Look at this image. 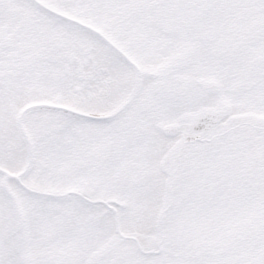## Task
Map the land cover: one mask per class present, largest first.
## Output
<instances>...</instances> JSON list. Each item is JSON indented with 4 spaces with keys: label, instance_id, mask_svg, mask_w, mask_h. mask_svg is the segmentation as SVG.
Returning a JSON list of instances; mask_svg holds the SVG:
<instances>
[{
    "label": "snow or ice",
    "instance_id": "snow-or-ice-1",
    "mask_svg": "<svg viewBox=\"0 0 264 264\" xmlns=\"http://www.w3.org/2000/svg\"><path fill=\"white\" fill-rule=\"evenodd\" d=\"M0 264H264V0H0Z\"/></svg>",
    "mask_w": 264,
    "mask_h": 264
}]
</instances>
